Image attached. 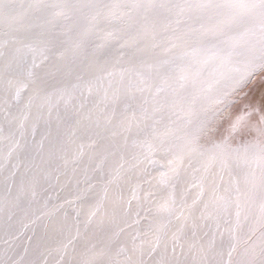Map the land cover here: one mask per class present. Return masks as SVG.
Here are the masks:
<instances>
[{
  "label": "snow or ice",
  "instance_id": "snow-or-ice-1",
  "mask_svg": "<svg viewBox=\"0 0 264 264\" xmlns=\"http://www.w3.org/2000/svg\"><path fill=\"white\" fill-rule=\"evenodd\" d=\"M0 264H264V0H0Z\"/></svg>",
  "mask_w": 264,
  "mask_h": 264
},
{
  "label": "bare ground",
  "instance_id": "bare-ground-1",
  "mask_svg": "<svg viewBox=\"0 0 264 264\" xmlns=\"http://www.w3.org/2000/svg\"><path fill=\"white\" fill-rule=\"evenodd\" d=\"M54 195H55V193H53V196H54ZM83 211H85V212H86V211H87V209L85 208Z\"/></svg>",
  "mask_w": 264,
  "mask_h": 264
}]
</instances>
